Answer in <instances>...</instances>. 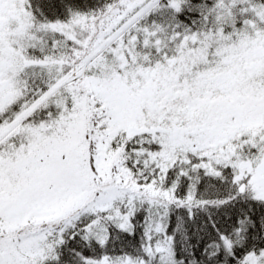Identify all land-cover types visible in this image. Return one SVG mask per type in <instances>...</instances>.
Segmentation results:
<instances>
[{
    "label": "snow or ice",
    "instance_id": "obj_1",
    "mask_svg": "<svg viewBox=\"0 0 264 264\" xmlns=\"http://www.w3.org/2000/svg\"><path fill=\"white\" fill-rule=\"evenodd\" d=\"M0 264H264V0H0Z\"/></svg>",
    "mask_w": 264,
    "mask_h": 264
}]
</instances>
